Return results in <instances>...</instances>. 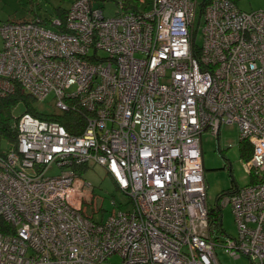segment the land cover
Returning a JSON list of instances; mask_svg holds the SVG:
<instances>
[{
    "label": "built area",
    "instance_id": "obj_1",
    "mask_svg": "<svg viewBox=\"0 0 264 264\" xmlns=\"http://www.w3.org/2000/svg\"><path fill=\"white\" fill-rule=\"evenodd\" d=\"M146 5L106 16L75 0L59 29L0 23V98L20 86L37 100L52 94L58 110L77 99L90 114L81 134L30 113L14 120L17 140L0 150V264H221L219 246L264 264V9ZM223 124L252 146L256 178L219 198L237 227L225 241L210 233L201 146ZM89 162L109 170L129 210L83 213L74 168ZM54 163L71 169L46 175Z\"/></svg>",
    "mask_w": 264,
    "mask_h": 264
},
{
    "label": "rangeland",
    "instance_id": "obj_2",
    "mask_svg": "<svg viewBox=\"0 0 264 264\" xmlns=\"http://www.w3.org/2000/svg\"><path fill=\"white\" fill-rule=\"evenodd\" d=\"M73 0H0V22L7 21H32L36 19L55 20L56 7L68 9ZM104 10L106 16H114L121 7H139L142 9L147 2L152 0H93ZM142 1V2H139ZM203 0H199L201 3ZM256 3H263L264 0H254ZM134 3L135 5H133ZM125 9V8H124ZM264 9V8H258ZM255 9V10H258ZM252 11V10H251ZM47 22V21H46ZM200 15L196 19V27L199 25ZM200 29L196 32V42L202 43ZM3 37L0 31V48L3 45ZM71 91H77L74 85ZM55 97L51 94L44 100L36 101V108L45 113L60 112L54 105ZM23 107L18 105L14 114L19 116ZM203 151V165L207 182V201L210 208L219 203V198L225 197L237 187H244L251 182L247 160L242 155V148L239 128L236 124H223L220 135L216 136L210 131H205L201 136ZM8 145L0 141V150H6ZM70 167L60 168L54 163L50 166L46 175H57L62 170H69ZM77 173L76 179L80 180L79 185L86 192L83 199V213L96 220H105L110 215H116L119 211H127L131 208L130 197L122 190L109 170L96 162H89L81 167L74 168ZM223 231L221 239L237 234V227L234 214L230 205L222 208ZM221 264H250V259L241 256L234 257L225 251L224 246L217 248Z\"/></svg>",
    "mask_w": 264,
    "mask_h": 264
},
{
    "label": "trees",
    "instance_id": "obj_3",
    "mask_svg": "<svg viewBox=\"0 0 264 264\" xmlns=\"http://www.w3.org/2000/svg\"><path fill=\"white\" fill-rule=\"evenodd\" d=\"M75 1V0H74ZM73 1V2H74ZM93 1V0H92ZM72 2V3H73ZM140 2V1H139ZM72 5V4H71ZM71 7V6H70ZM63 9L62 7H56V14L57 16L55 17L60 18L61 21L64 22L66 19L68 10L70 9ZM127 9L126 4H121V7L119 9ZM120 12V11H119ZM33 22H40L44 26L48 28L52 27H57V29L61 28V26H57L54 21L55 20H49V19H36L32 20ZM47 21V22H46ZM8 22V21H7ZM18 22H29V21H18ZM2 23V22H0ZM4 23V22H3ZM201 42H196V37H195V45H194V50L196 53L199 52ZM68 103H67V108L64 110H59L60 112L56 113H45L42 111H39L36 108V101L37 99L30 95L29 93H26L22 87L18 86V89H16L13 93L8 94L5 97L0 98V139L4 142L9 141L11 143H15L17 140V132L16 129L14 128V120L17 119V115L14 114V109L20 105L23 107V113H30L35 117L49 120V121H57L60 124H62L70 133L72 134H81L87 126L88 123V118L90 117L89 112L82 107L77 99L74 98H67ZM21 115V114H20ZM241 146L242 148L244 147L245 149H242V155L245 157L247 160L252 156L253 148L252 146L246 142V141H241ZM251 176V182L254 183L256 182V178L254 177L255 175L252 172H249ZM222 196V195H221ZM220 196V197H221ZM220 200V199H219ZM209 207V229L210 233L221 239L222 234H216L218 231L221 232L223 231V226H222V206L219 205V203L216 204L214 208ZM89 217V216H87ZM90 219H94L92 217H89ZM227 238V237H226ZM226 238L222 239V241H225Z\"/></svg>",
    "mask_w": 264,
    "mask_h": 264
},
{
    "label": "crops",
    "instance_id": "obj_4",
    "mask_svg": "<svg viewBox=\"0 0 264 264\" xmlns=\"http://www.w3.org/2000/svg\"><path fill=\"white\" fill-rule=\"evenodd\" d=\"M74 1V0H73ZM72 1V2H73ZM133 1V0H131ZM240 9L242 10H245V11H251V10H255V9H258V8H264V4L263 3H256L254 0H232ZM93 5H96V3L94 1H92ZM72 4V3H71ZM124 4V3H123ZM133 5H135L134 3H132ZM96 6H100L99 4H97ZM147 7V5L142 8V9H138L139 7H128L127 9H122V10H144L145 8ZM102 8V7H101ZM121 11V10H120ZM119 12V11H118ZM117 12V13H118ZM116 13V14H117ZM250 158L247 159V163H248V160Z\"/></svg>",
    "mask_w": 264,
    "mask_h": 264
},
{
    "label": "bare ground",
    "instance_id": "obj_5",
    "mask_svg": "<svg viewBox=\"0 0 264 264\" xmlns=\"http://www.w3.org/2000/svg\"><path fill=\"white\" fill-rule=\"evenodd\" d=\"M135 10H136V8H135ZM242 10V9H241ZM243 11H245V10H243Z\"/></svg>",
    "mask_w": 264,
    "mask_h": 264
}]
</instances>
